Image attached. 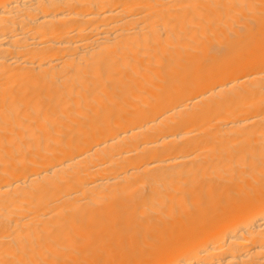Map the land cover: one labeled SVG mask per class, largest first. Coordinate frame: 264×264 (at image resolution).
<instances>
[{
    "label": "bare ground",
    "instance_id": "bare-ground-1",
    "mask_svg": "<svg viewBox=\"0 0 264 264\" xmlns=\"http://www.w3.org/2000/svg\"><path fill=\"white\" fill-rule=\"evenodd\" d=\"M0 264H264V0H0Z\"/></svg>",
    "mask_w": 264,
    "mask_h": 264
}]
</instances>
